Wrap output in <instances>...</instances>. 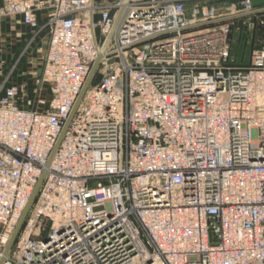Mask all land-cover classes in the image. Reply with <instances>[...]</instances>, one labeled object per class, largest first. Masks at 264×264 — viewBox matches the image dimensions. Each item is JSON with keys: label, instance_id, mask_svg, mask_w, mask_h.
<instances>
[{"label": "built area", "instance_id": "built-area-1", "mask_svg": "<svg viewBox=\"0 0 264 264\" xmlns=\"http://www.w3.org/2000/svg\"><path fill=\"white\" fill-rule=\"evenodd\" d=\"M2 3L47 37L38 109L14 68L0 84V258L45 171L4 264H264V46L231 56L233 23L263 10Z\"/></svg>", "mask_w": 264, "mask_h": 264}, {"label": "rangeland", "instance_id": "rangeland-1", "mask_svg": "<svg viewBox=\"0 0 264 264\" xmlns=\"http://www.w3.org/2000/svg\"><path fill=\"white\" fill-rule=\"evenodd\" d=\"M254 6L260 7V13L238 20L233 23L231 33V53L232 60L236 66L245 65L250 58L253 49L264 46V0H251ZM97 18V14H93ZM201 27V30L207 29ZM36 43L26 44L30 39L28 29L24 28L18 16L0 15V61L8 63L15 59L17 53H21L27 48V59L24 60L21 68V105L25 108L38 109V94L35 93V80L38 77L46 48V34L38 33ZM41 47V50L39 48ZM25 48V49H24Z\"/></svg>", "mask_w": 264, "mask_h": 264}, {"label": "crops", "instance_id": "crops-1", "mask_svg": "<svg viewBox=\"0 0 264 264\" xmlns=\"http://www.w3.org/2000/svg\"><path fill=\"white\" fill-rule=\"evenodd\" d=\"M94 1L96 3L107 4V3H113L116 0H94ZM183 2L185 4L186 17L188 19H190L191 18V12L195 6L215 8L218 11H224L229 5H231L232 3H239L240 0H183ZM252 4H253V2H252ZM2 6H3V3H2V0H0V9L2 8ZM253 6H254V4H253ZM254 7L260 9V7H257V6H254ZM40 19H41V25H43L45 22V15L42 14ZM22 26L24 28L28 29V32L30 33V39H28L26 41V44L27 43L28 44H30V43L35 44L37 39H38V34L34 31L30 30L28 27L24 26L23 24H22ZM201 27H204V26H197V27L188 29L186 32H188V33L197 32V31L201 30ZM41 33H45V32H41ZM46 39H47V37H46ZM39 50H41V47L39 48ZM45 51H46V48H45ZM45 51H44L43 59L45 56ZM26 54H27V48L24 51L22 50L21 53H17V57L15 59L8 61V63H4V62L1 63V61H0V71H1L0 84L6 78L8 73L14 68L13 72L11 73V75L9 77V83L12 85H18V86L20 85L21 75H22L21 74V68L25 67V65H23V62H24V60L27 59ZM43 59H42V63H43ZM42 63H41L40 69H39V73H40L41 68H42ZM39 73H38V75H39Z\"/></svg>", "mask_w": 264, "mask_h": 264}, {"label": "water", "instance_id": "water-1", "mask_svg": "<svg viewBox=\"0 0 264 264\" xmlns=\"http://www.w3.org/2000/svg\"><path fill=\"white\" fill-rule=\"evenodd\" d=\"M124 1H125V3H127L129 0H124ZM120 17H121V12L116 17L115 26L119 22ZM108 41H109V38L104 43V45L102 47V53H100L98 55L96 61L94 62L93 66H92V68H91V70H90V72H89V74H88V76H87V78L85 80V83H84V85H83V87H82V89L80 91V94L77 97V100H76V102L74 104V107H73V109H72L67 121L64 124L62 133H61V135H60V137H59V139H58V141H57V143H56V145H55V147H54V149H53V151H52V153L50 155V158H49V161L47 163V166L50 164L53 156L57 152V150L59 148V145H60V143H61V141H62V139L64 137V134L66 133V131L68 129V126H69V124H70V122H71V120H72L77 108L79 107V105H80V103H81V101H82L87 89L89 88V86H90V84H91V82H92V80L94 78V75H95V72L97 70L98 64H99V62H100V60L102 58V54H103V52L105 50V47H106ZM44 176H45V171L42 172L40 178L38 179L37 184L34 187L33 193H32V195H31V197H30V199H29V201H28V203H27V205H26V207H25V209H24V211H23V213H22V215H21V217H20V219H19V221H18L13 233H12V235H11V238H10L8 244L6 245V247H5L4 251H3V254H2L1 258H0V264H4L6 257L9 255V253H10L12 247H13V245H14V243H15V241H16L19 233H20V230H21V228L23 226V223H24V221H25L30 209L32 208V206H33V204L35 202V199L37 197L38 191H39V189L41 187V184L43 182Z\"/></svg>", "mask_w": 264, "mask_h": 264}, {"label": "trees", "instance_id": "trees-1", "mask_svg": "<svg viewBox=\"0 0 264 264\" xmlns=\"http://www.w3.org/2000/svg\"><path fill=\"white\" fill-rule=\"evenodd\" d=\"M231 55H232V53H231ZM249 62V61H248ZM248 62L245 64V65H242V66H247L248 65ZM234 65H235V62H234Z\"/></svg>", "mask_w": 264, "mask_h": 264}]
</instances>
